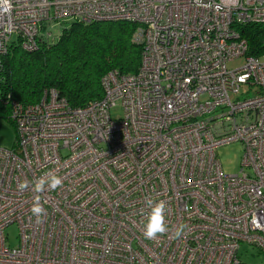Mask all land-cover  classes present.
<instances>
[{
	"label": "built area",
	"instance_id": "1",
	"mask_svg": "<svg viewBox=\"0 0 264 264\" xmlns=\"http://www.w3.org/2000/svg\"><path fill=\"white\" fill-rule=\"evenodd\" d=\"M69 19L134 22L140 66L107 71L82 107L53 88L36 104L7 95L17 137L0 147V264H242V243L264 254V53L249 55L239 31L264 24V0H0V69L12 44L35 51L59 36L46 23ZM233 142L244 148L231 174L217 149ZM45 173L63 186L19 190ZM146 198L167 204L155 241Z\"/></svg>",
	"mask_w": 264,
	"mask_h": 264
},
{
	"label": "trees",
	"instance_id": "2",
	"mask_svg": "<svg viewBox=\"0 0 264 264\" xmlns=\"http://www.w3.org/2000/svg\"><path fill=\"white\" fill-rule=\"evenodd\" d=\"M136 28L132 21H72L55 41L41 37L35 51L12 44L2 56L0 117L9 119L7 95L36 104L42 91L53 88L79 107L102 97L101 78L107 71L132 74L140 66L141 47L132 40ZM239 31L249 55L264 53V24L242 25Z\"/></svg>",
	"mask_w": 264,
	"mask_h": 264
},
{
	"label": "rangeland",
	"instance_id": "3",
	"mask_svg": "<svg viewBox=\"0 0 264 264\" xmlns=\"http://www.w3.org/2000/svg\"><path fill=\"white\" fill-rule=\"evenodd\" d=\"M72 19L67 21H60L58 23H46L43 32L52 31L54 35H59L64 28H67L72 22ZM52 24V25H51ZM244 63L243 57L229 61L228 68H235ZM245 87L242 88V91ZM113 117H119L121 111L118 108L111 109ZM14 125L9 119L0 117V147L12 148L16 141V131ZM244 145L241 142H233L226 145H221L217 149V158H219L222 170L226 173H237L240 171V164L242 160ZM7 242L11 246H16L18 243V228L15 224L10 225L6 229ZM238 255L243 264H262L264 263V254H259L255 247L246 243H242L238 250Z\"/></svg>",
	"mask_w": 264,
	"mask_h": 264
},
{
	"label": "clouds",
	"instance_id": "4",
	"mask_svg": "<svg viewBox=\"0 0 264 264\" xmlns=\"http://www.w3.org/2000/svg\"><path fill=\"white\" fill-rule=\"evenodd\" d=\"M30 186L34 193L39 194L47 189L56 190L61 188L63 186V181L54 173H45L44 176H41L32 182L27 180L21 182L18 185V188L23 192L28 190ZM146 207L148 211L143 222V236L147 240L155 241L169 232V226L166 218L167 204L164 200L146 198ZM45 211L46 210L40 203V196L36 195L34 197L31 213L36 217L37 223L43 222L42 218L45 215ZM187 228V224H181L176 229L175 238H181Z\"/></svg>",
	"mask_w": 264,
	"mask_h": 264
}]
</instances>
